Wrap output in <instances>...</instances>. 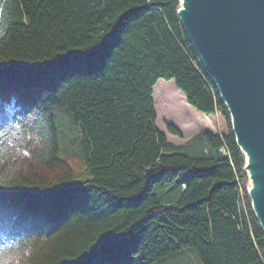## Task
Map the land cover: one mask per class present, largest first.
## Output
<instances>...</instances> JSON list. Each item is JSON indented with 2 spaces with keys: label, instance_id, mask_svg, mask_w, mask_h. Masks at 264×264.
Instances as JSON below:
<instances>
[{
  "label": "trees",
  "instance_id": "16d2710c",
  "mask_svg": "<svg viewBox=\"0 0 264 264\" xmlns=\"http://www.w3.org/2000/svg\"><path fill=\"white\" fill-rule=\"evenodd\" d=\"M180 7L0 0V264H264L246 156ZM162 79L226 132L169 141Z\"/></svg>",
  "mask_w": 264,
  "mask_h": 264
},
{
  "label": "water",
  "instance_id": "95a60500",
  "mask_svg": "<svg viewBox=\"0 0 264 264\" xmlns=\"http://www.w3.org/2000/svg\"><path fill=\"white\" fill-rule=\"evenodd\" d=\"M199 1L202 18L188 26L179 9L181 21L231 113L246 171H254L250 182L264 183V0ZM242 129L258 147L253 164L240 144ZM249 195L264 230V200L256 204L250 188Z\"/></svg>",
  "mask_w": 264,
  "mask_h": 264
},
{
  "label": "rangeland",
  "instance_id": "374dc122",
  "mask_svg": "<svg viewBox=\"0 0 264 264\" xmlns=\"http://www.w3.org/2000/svg\"><path fill=\"white\" fill-rule=\"evenodd\" d=\"M168 90H174L176 91V93L178 92V96H176L179 98V101H172L171 94L173 93H169L168 96ZM153 91V98L158 114L157 127L166 134L169 141H171L172 143H175L186 149L188 148L186 147L189 144L188 141L195 134L198 135V133L200 134L201 132L210 131L214 134L223 135L226 132L225 119L220 115H209L208 117H206L207 115H203L201 121L197 117V119L195 120L197 126L195 129H191L189 125L194 122L193 117L190 116V118H184L182 115L184 113L183 108L187 106L188 102L186 95L177 87L174 81H167L162 79L154 87ZM165 96L168 99H165ZM185 109H187V107ZM169 124L174 125L177 129H179L182 137L172 134L168 130ZM193 146H195V143H193V145L190 147ZM185 149L183 150L184 152L187 151ZM191 152L200 153V149H193L191 150ZM165 264H201V261L194 252L185 250L183 253L167 259L165 261Z\"/></svg>",
  "mask_w": 264,
  "mask_h": 264
},
{
  "label": "bare ground",
  "instance_id": "6f19581e",
  "mask_svg": "<svg viewBox=\"0 0 264 264\" xmlns=\"http://www.w3.org/2000/svg\"><path fill=\"white\" fill-rule=\"evenodd\" d=\"M196 2H200L199 0H195L193 2V0H182V4L180 7L181 10V14L184 18V21L188 24V26H191V24L194 23V18L196 20L201 19L202 17L197 14L196 12L198 11L197 9H199L201 7V5H199ZM194 16V18H193ZM239 140H240V144L243 148V150L245 151V153L248 155L249 158V162L251 164H253V161L255 162L257 160V155H258V147H256L252 141H250V139L248 138V134L246 132L245 129H242L241 132H239ZM226 151V149H224ZM250 172H248L249 174L254 175V171L249 170ZM256 172V171H255ZM258 172V171H257ZM248 174V175H249ZM258 182L255 181H251L249 186H248V192H249V188L252 191L253 197L256 201V204H259L262 202V200H264V183L259 182V184H257Z\"/></svg>",
  "mask_w": 264,
  "mask_h": 264
},
{
  "label": "crops",
  "instance_id": "0c3cea01",
  "mask_svg": "<svg viewBox=\"0 0 264 264\" xmlns=\"http://www.w3.org/2000/svg\"><path fill=\"white\" fill-rule=\"evenodd\" d=\"M186 99V98H185ZM187 107V109H185ZM185 108H183V111H184V113L182 114L183 116H188V118H190V116H192L193 117V120H194V122H193V124H192V127H191V124L189 125V127L191 128V129H195V126H194V124L196 123V119H197V117L199 118V120L201 121V118H202V116L204 115V116H206L205 114H202V113H199V111H197L195 108H193L190 104H188V102H187V106H186ZM190 114V115H189ZM206 117H208V116H206ZM210 118V117H209ZM208 124V123H207ZM209 125V124H208ZM194 126V127H193ZM199 134V133H198ZM195 135H197V134H195ZM195 135H193L192 137H194ZM191 137V138H192ZM177 145V144H176Z\"/></svg>",
  "mask_w": 264,
  "mask_h": 264
},
{
  "label": "built area",
  "instance_id": "2783aa9c",
  "mask_svg": "<svg viewBox=\"0 0 264 264\" xmlns=\"http://www.w3.org/2000/svg\"><path fill=\"white\" fill-rule=\"evenodd\" d=\"M227 154H228V152H227Z\"/></svg>",
  "mask_w": 264,
  "mask_h": 264
}]
</instances>
